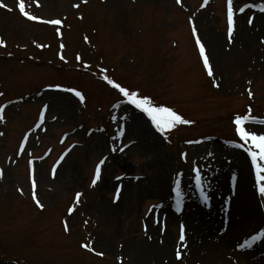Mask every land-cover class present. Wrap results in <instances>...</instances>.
<instances>
[{
  "label": "rangeland",
  "instance_id": "rangeland-1",
  "mask_svg": "<svg viewBox=\"0 0 264 264\" xmlns=\"http://www.w3.org/2000/svg\"><path fill=\"white\" fill-rule=\"evenodd\" d=\"M25 2L40 20L25 18L18 0H2L9 7L0 6V264H204L193 252L220 247L246 213L234 186L243 162L259 225H244L246 231L210 264H264V197L234 131L236 115L260 118L246 127L264 130V0H233L231 44L227 0ZM190 18L215 79L223 76L218 88L203 66ZM53 19L61 24L47 22ZM244 28L246 44L240 40ZM105 74L194 123L160 133L135 106L114 107L122 94ZM54 84L65 90L48 87ZM66 89L82 92L84 101ZM134 118L140 122L133 124ZM129 140L136 144L120 152ZM182 152L206 165L208 201ZM104 157L102 178L92 186ZM33 179L42 209L33 199ZM73 206L77 210L70 213ZM147 243L161 250L147 254Z\"/></svg>",
  "mask_w": 264,
  "mask_h": 264
},
{
  "label": "snow or ice",
  "instance_id": "snow-or-ice-1",
  "mask_svg": "<svg viewBox=\"0 0 264 264\" xmlns=\"http://www.w3.org/2000/svg\"><path fill=\"white\" fill-rule=\"evenodd\" d=\"M179 2V0H177ZM205 4H207V0H205ZM0 6H3L4 8H8L9 6L7 4H3L2 0H0ZM17 7L20 11V13L27 19L31 21H38L41 19L40 16L34 15L28 10H26V2L25 0H18ZM240 12H243L244 9H239ZM254 17L248 18V24L251 25L253 22ZM48 23L60 25L61 20L59 19H53L47 21ZM190 23L192 24V30L193 35L196 39V45L198 47L199 55L202 58L203 66L207 72V75L209 78H213L214 86L217 88L220 87V84L223 80V76L221 75L219 79H215V72L212 63L210 62L209 55L207 54L205 44L201 41L199 38V35L197 33L195 22L190 18ZM59 31V30H58ZM236 31V19H235V12L233 8V0H227V40L228 43L231 44L233 42V33ZM264 42V40H262ZM4 41L0 40V44H3ZM63 47V45H62ZM77 61L81 59L80 55L77 54ZM61 59H64L63 55L61 54ZM87 66V65H86ZM102 73H107V69H101ZM103 79L107 82L108 85H111L114 89L118 90L120 94H122V99L118 101L117 105L120 104H126L135 106L136 109L142 110V113L146 114L148 118H150L151 124L155 126L156 129L159 130L160 133H165L167 129H171L173 125L177 123H183V124H192L194 121L185 119L181 114H179L177 111L173 110L172 107L165 106L164 104H154L153 100L148 96L143 94L140 90H132L131 86H122L121 83H118L115 79L110 78L107 74L103 75ZM49 88L57 89V90H65L62 88L59 84L49 85ZM66 91L74 93V95L79 98L80 101H84L85 96L82 94V92L77 91L75 89H66ZM0 95H3V93H0ZM249 95H251V92H249ZM2 111V109H0ZM41 116H43V112L41 113ZM0 119H3V116L0 115ZM55 119V118H54ZM256 119L255 117L251 115H236L234 117V125H235V135L239 140V143L237 145L240 149H246L247 154L250 156V162L249 167L255 166V183L258 185V191L261 197H264V130H250L248 127H246V122L252 121ZM2 135V133H0ZM124 135L123 129L119 133H117V139L120 138V136ZM187 143H193L192 141H187ZM136 144L135 140H129L128 143L123 144V146L119 149L120 152H124L125 149L131 148L133 145ZM110 151H117L115 147H111ZM208 155L211 157L213 154L208 153ZM181 158L185 161V163L191 164V172L193 173V179L196 187L199 189L200 195L203 198V200L206 202L211 197L208 194V192L205 191V183H204V176L203 171L204 167L206 165H198V162L195 160L189 159V154L186 152H182L180 154ZM64 156L62 155L60 157V161H63ZM108 158L104 157L97 163L95 168V174L94 177L91 180V185L96 186L97 182L101 180V173H102V166L105 165V162ZM60 161H58L57 166H59ZM2 174V172H0ZM182 173H178L177 177L175 179V210L177 212L181 211V203H182V197L183 194L181 192L180 184L181 179L180 175ZM139 179V177H136ZM116 179H121V177H116ZM32 186H33V199L35 200L38 207L41 209L44 207V205L40 202V200L35 195V189H36V181L35 179L32 180ZM119 188L117 189V196L115 199L119 198ZM21 191H23L21 189ZM82 195L81 192L76 193L77 197V203H79V197ZM155 208L163 207L162 204L160 205H153ZM77 209L75 206L71 207L69 209V212H75ZM157 223H159V219H157ZM65 230H69V225L67 221L64 222ZM255 239V238H254ZM179 240L183 242L185 240V229H184V223L181 222L180 226V236ZM85 249H88L90 251H95V248L92 247L91 243H83L81 245ZM240 248H244V244L239 245ZM100 255H103V253H98ZM177 258L179 259L181 256V253L177 251L176 253Z\"/></svg>",
  "mask_w": 264,
  "mask_h": 264
},
{
  "label": "bare ground",
  "instance_id": "bare-ground-1",
  "mask_svg": "<svg viewBox=\"0 0 264 264\" xmlns=\"http://www.w3.org/2000/svg\"><path fill=\"white\" fill-rule=\"evenodd\" d=\"M248 30L244 28V32L241 34L240 40L242 42V44H246L247 40H248ZM248 35V37H247ZM133 124H136L138 122H140V120L134 118L133 119ZM244 164H241V172L238 176V178L235 180V192L239 193L241 202H242V206L243 208L245 207V212L244 213V217L242 218V221H240L239 223H237L233 229L232 233L227 234L226 238L224 239L222 245L219 247L217 246H213L211 247L209 250L207 249V251H204V249H202V254L204 256H201V252L200 250L196 253L193 252V255L195 254V256L197 257H201L204 264H210L211 260L213 259L212 256H214L215 253L219 252V251H223L228 249L229 244L231 243V241L233 240V237L236 236L237 234H241L244 233L246 231L244 225H248V223H254L258 224L257 218V211L255 210L254 206H253V200H252V196H251V183L249 180V174L248 171L246 169L247 165L245 162H243ZM246 166V167H245ZM124 191V189L122 190ZM237 195V194H236ZM259 225V224H258ZM158 246V245H157ZM156 246L155 243H147L145 244L144 247H146L147 254L149 253H153L155 250L157 252H159L160 250L158 249V247ZM203 248V247H202ZM137 255L138 256H142L144 253L143 249H138L137 251ZM149 252V253H148ZM191 253V250L188 251V253ZM209 262V263H208ZM166 264H174L172 261H167Z\"/></svg>",
  "mask_w": 264,
  "mask_h": 264
}]
</instances>
